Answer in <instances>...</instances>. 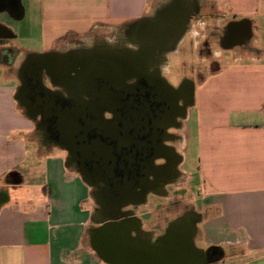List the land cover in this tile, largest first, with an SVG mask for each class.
Instances as JSON below:
<instances>
[{
	"label": "crops",
	"instance_id": "0c3cea01",
	"mask_svg": "<svg viewBox=\"0 0 264 264\" xmlns=\"http://www.w3.org/2000/svg\"><path fill=\"white\" fill-rule=\"evenodd\" d=\"M163 1L5 0L0 5V264H107L90 245L89 186L63 150L34 137L32 120L17 100L20 70L30 55L88 43L89 33L136 22ZM204 2L202 15L214 14L210 25L244 22L253 38L244 48L214 47L213 58L195 54L185 60L183 75L193 80L186 122L193 124L195 169L181 172L197 222L184 234L176 224L179 215L125 218L139 221L149 243L157 234L161 244L185 240L203 252L217 250V258L206 264H264V0ZM204 23L190 25L195 47ZM175 152L185 164L186 155ZM169 188L177 192L182 185ZM169 188L158 197L172 202Z\"/></svg>",
	"mask_w": 264,
	"mask_h": 264
},
{
	"label": "flooded vegetation",
	"instance_id": "af4514ba",
	"mask_svg": "<svg viewBox=\"0 0 264 264\" xmlns=\"http://www.w3.org/2000/svg\"><path fill=\"white\" fill-rule=\"evenodd\" d=\"M204 7V0H165L111 41H79L47 57L27 58L21 67V103L38 139L63 150L89 186L94 215L89 235L115 221L135 230L142 244L147 242L136 218L125 217L136 215V209L180 179L182 160L175 151L181 145L182 120L194 102L193 80L183 75L185 61L179 84L170 82L171 57L189 62L195 54L213 58L214 47L244 48L252 40V29L244 22L210 25L214 14L202 15ZM177 13L190 17L170 46ZM193 21H205L196 47ZM179 215V233H188L197 217L191 211ZM161 239L156 234L153 241L161 245ZM203 256L212 262L218 251L210 249Z\"/></svg>",
	"mask_w": 264,
	"mask_h": 264
},
{
	"label": "water",
	"instance_id": "95a60500",
	"mask_svg": "<svg viewBox=\"0 0 264 264\" xmlns=\"http://www.w3.org/2000/svg\"><path fill=\"white\" fill-rule=\"evenodd\" d=\"M189 17V13H177L174 16L175 32L170 46H174L184 33ZM47 56L49 55H30L28 59ZM132 62L137 60L134 59ZM26 64L28 66V62ZM24 98V87H20L17 91V100L22 106L24 105L21 100ZM136 221L138 226L139 221L137 219ZM90 245L98 257L107 264H206L204 252L195 249L190 241L182 240L180 244L173 245L165 243L157 245L149 242L142 244L137 240L135 230L115 221L106 222L94 230L90 235Z\"/></svg>",
	"mask_w": 264,
	"mask_h": 264
},
{
	"label": "rangeland",
	"instance_id": "374dc122",
	"mask_svg": "<svg viewBox=\"0 0 264 264\" xmlns=\"http://www.w3.org/2000/svg\"><path fill=\"white\" fill-rule=\"evenodd\" d=\"M38 23L39 22L36 19L35 28H34V36L35 37H37L39 35ZM36 24H37V27H36ZM122 28L123 27H119V28L114 29L113 31H111L110 29H105V28L101 29L100 28V29H97L96 31H94L92 33H89L87 35V37H93V38L96 37L98 40H103L104 38H106V39L111 41L113 39V37L115 36V33L117 32L119 34L121 32L120 30H122ZM76 45H78V41L73 42V46H76ZM34 48L38 50L40 48V44L35 42ZM185 60H186L185 57L181 58L180 56H176V55L172 56L170 59L171 74H170L169 80L173 85H178L180 82V79L182 77V75H181L182 71H184L181 68L182 66H180V65L183 62H185ZM182 121L183 122H182L181 127L179 128L178 135H179L181 140L183 138H187V141H186V145H179L177 147V151H178V153H184L186 155L187 160H186L185 164L181 165L178 168L180 179H178V181L174 184V186H176V184L180 186V184H181L182 188L178 189L177 192L171 188L168 189L167 195L170 196L172 194L173 198L175 199V200H172V202H170L169 200H164L163 198H160L158 196L151 198L150 200H148V202L146 201V203L144 204L146 207L136 209V212H135L136 215H179L180 213H182L184 211H191V205L189 204V201L192 198L189 195L190 193L187 192V190L189 188H185L186 179H185V176L182 174L181 169L183 167V169L188 170L190 172V174H193V172H194V169H195V166H194L195 165V160H194V147H195V145H194V140H193V134L194 133L192 132V129H193L192 128V125H193L192 122H189L187 124L186 119H183ZM33 127H34V124H33ZM33 135L35 138L38 137L35 130L33 131ZM53 148L56 149V147H53ZM187 187H189V185H187ZM161 193L162 194L159 193L156 195H159V196L165 195L164 189L161 190ZM178 197H180V198L178 199ZM175 201H177V202H175ZM90 203L91 202H86L84 207L89 208ZM181 216L179 215V218ZM144 219H145L144 221L148 225L149 219H147V217H145ZM201 246L202 245L200 242L197 243V247L200 248Z\"/></svg>",
	"mask_w": 264,
	"mask_h": 264
},
{
	"label": "bare ground",
	"instance_id": "6f19581e",
	"mask_svg": "<svg viewBox=\"0 0 264 264\" xmlns=\"http://www.w3.org/2000/svg\"><path fill=\"white\" fill-rule=\"evenodd\" d=\"M164 19H166V18H164ZM172 24H173V23H172ZM172 24H171V25H172ZM156 32H157V31H156ZM152 38H153V37H152ZM183 106H184V105H183ZM185 108H186V107H185Z\"/></svg>",
	"mask_w": 264,
	"mask_h": 264
}]
</instances>
